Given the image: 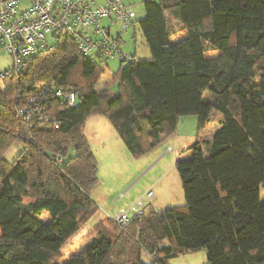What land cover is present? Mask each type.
<instances>
[{
	"label": "trees",
	"instance_id": "obj_1",
	"mask_svg": "<svg viewBox=\"0 0 264 264\" xmlns=\"http://www.w3.org/2000/svg\"><path fill=\"white\" fill-rule=\"evenodd\" d=\"M144 6L151 58L121 63L116 95L101 90L107 61L84 58L73 41L23 76L0 77V264H144V252L150 264H169L200 250L208 264H264V0ZM42 86L77 97L75 108L52 101L58 130L18 116ZM214 113L212 141L197 142L176 165L185 206L148 207L125 229L99 224V238L63 263L62 248L100 210L88 119H107L137 158L176 134L180 117L196 116L200 134ZM18 140L26 149L9 164L4 156Z\"/></svg>",
	"mask_w": 264,
	"mask_h": 264
},
{
	"label": "rangeland",
	"instance_id": "obj_2",
	"mask_svg": "<svg viewBox=\"0 0 264 264\" xmlns=\"http://www.w3.org/2000/svg\"><path fill=\"white\" fill-rule=\"evenodd\" d=\"M132 8L135 18L129 30H125L119 23H112L109 19L102 22L103 27H111L113 38L121 37V50L129 58L125 65L131 63V58V60L137 58L139 61L151 58L150 50L140 29V23L146 19L144 3ZM182 37L183 34L179 36V39ZM177 41L173 40V43ZM208 56L213 58L217 55L210 53ZM107 65V73L103 76L105 85L101 86V90L108 89L116 95L118 84L117 80L114 83L113 78L121 68L120 58L108 60ZM11 67V58L0 53V73L7 72ZM218 117V114L214 113L211 122L200 134L196 116L180 117L176 134L165 138L152 151L137 158L131 155L107 119L104 117L88 119L84 134L96 159L98 178V183L91 192V198L100 210L95 218L62 248L63 263L85 251L95 239L99 238L100 231L97 229L99 224L111 227L108 223L110 219L118 212L129 210L136 202L146 199L149 192L155 196L151 204L156 211L185 206L186 198L176 165L180 161H188L193 157V151L190 149L197 141L212 139L213 134L219 128ZM26 146L24 141H16L5 154V161L13 164ZM168 146H171L174 152L168 151ZM261 203L264 204L263 188L261 189ZM150 210L151 207L148 208V212ZM44 220L46 221L47 218L44 217ZM152 261L149 254L145 252L142 254L144 264H150ZM169 264H208L207 252L200 250L180 255L170 259Z\"/></svg>",
	"mask_w": 264,
	"mask_h": 264
},
{
	"label": "built area",
	"instance_id": "obj_3",
	"mask_svg": "<svg viewBox=\"0 0 264 264\" xmlns=\"http://www.w3.org/2000/svg\"><path fill=\"white\" fill-rule=\"evenodd\" d=\"M134 18L133 10L121 0H0V53L12 60V67L0 77L23 76L39 57L56 53L67 41H73L84 58L108 61L119 57L122 63L129 58L121 50V39L113 38L111 27H103L102 22L109 19L129 30ZM57 100L68 108H75L78 102L73 93L42 86L18 109V116L30 126L50 125L58 130L59 124L49 116L52 101ZM154 197L149 192L146 199L110 220L127 228L144 215Z\"/></svg>",
	"mask_w": 264,
	"mask_h": 264
},
{
	"label": "crops",
	"instance_id": "obj_4",
	"mask_svg": "<svg viewBox=\"0 0 264 264\" xmlns=\"http://www.w3.org/2000/svg\"><path fill=\"white\" fill-rule=\"evenodd\" d=\"M121 1L123 2V4H124L125 6L130 7V8L133 10L132 7L137 6V5H139V4H142V3H145V2L148 1V0H121ZM116 38L121 39L120 36H118V37H116ZM121 41H122V39H121ZM213 135H214V134H213ZM212 138H213V136H212ZM211 141H212V139L209 140V141H197V142H211ZM167 148H172V147H171V146H168ZM172 150H173V148H172ZM172 152H174V150H173ZM186 154H187V153H186ZM121 193H122V192H121ZM118 195H119V194H118ZM149 207L153 208L152 204H150ZM153 209H154V208H153Z\"/></svg>",
	"mask_w": 264,
	"mask_h": 264
}]
</instances>
